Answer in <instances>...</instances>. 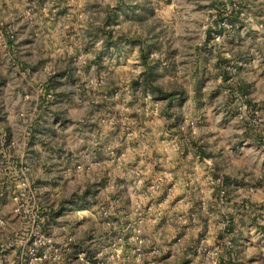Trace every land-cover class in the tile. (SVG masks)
<instances>
[{"label":"rangeland","instance_id":"obj_1","mask_svg":"<svg viewBox=\"0 0 264 264\" xmlns=\"http://www.w3.org/2000/svg\"><path fill=\"white\" fill-rule=\"evenodd\" d=\"M263 210L264 0H0V264H264Z\"/></svg>","mask_w":264,"mask_h":264},{"label":"crops","instance_id":"obj_2","mask_svg":"<svg viewBox=\"0 0 264 264\" xmlns=\"http://www.w3.org/2000/svg\"><path fill=\"white\" fill-rule=\"evenodd\" d=\"M246 197V196H245ZM238 201V203H242V202H244V197L242 198V199H238L237 200ZM249 200H245V202H248ZM242 207L244 208V207H246V209L244 210V211H246L247 212V210H248V208H249V206L248 205H246V204H242ZM264 211V210H263ZM243 220H246V218H243ZM243 222H239L238 224H237V228H239V230L240 231H242V230H244L246 233H248V230H250V231H252V232H254L258 227H260L259 229H260V231L262 230V228H263V226H264V221H255V222H252V223H247V222H245L244 221V224H242ZM237 228H236V230H237Z\"/></svg>","mask_w":264,"mask_h":264},{"label":"built area","instance_id":"obj_3","mask_svg":"<svg viewBox=\"0 0 264 264\" xmlns=\"http://www.w3.org/2000/svg\"><path fill=\"white\" fill-rule=\"evenodd\" d=\"M48 242H50V240L48 241ZM44 244L46 243V242H43ZM47 257V252H44L43 254H40L39 256H38V258L40 259V260H43V259H45Z\"/></svg>","mask_w":264,"mask_h":264}]
</instances>
